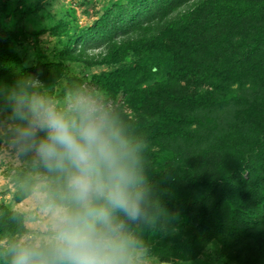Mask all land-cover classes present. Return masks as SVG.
Wrapping results in <instances>:
<instances>
[{"label": "trees", "instance_id": "trees-1", "mask_svg": "<svg viewBox=\"0 0 264 264\" xmlns=\"http://www.w3.org/2000/svg\"><path fill=\"white\" fill-rule=\"evenodd\" d=\"M110 1L77 27L51 19L40 0H0V18L14 12L36 24L35 42L47 31L58 46V61L37 52L30 65L18 49L23 30L0 28V80L30 76L51 92L63 60L111 67L131 55L126 66L67 78L57 97L89 92L143 139L144 161L161 162L144 172L159 214L129 223L132 236L143 245L156 238L162 262L214 241L234 264H264V0ZM31 185L21 181L12 199ZM26 233L22 215L0 203V237Z\"/></svg>", "mask_w": 264, "mask_h": 264}, {"label": "clouds", "instance_id": "clouds-1", "mask_svg": "<svg viewBox=\"0 0 264 264\" xmlns=\"http://www.w3.org/2000/svg\"><path fill=\"white\" fill-rule=\"evenodd\" d=\"M0 147L28 158L39 174L36 234L0 246L6 264H146L127 230L159 204L144 174L142 138L89 92L55 98L40 81L0 80Z\"/></svg>", "mask_w": 264, "mask_h": 264}, {"label": "rangeland", "instance_id": "rangeland-1", "mask_svg": "<svg viewBox=\"0 0 264 264\" xmlns=\"http://www.w3.org/2000/svg\"><path fill=\"white\" fill-rule=\"evenodd\" d=\"M110 0H40V5L45 9V12L53 20H70L73 26L82 27L90 24L95 20L97 12L103 10L109 6ZM45 12L41 11L36 19L40 22H46ZM0 14H2L0 12ZM14 12H9L4 14L0 18V28H4L7 32L16 33L19 30H23L25 35H20L17 33L19 46L18 49L23 51L26 56V63L34 65L37 62L36 53L39 52L41 55L50 58L51 60L58 61L56 54L58 46L55 44L56 38L50 36L47 31L40 33L36 37V42L32 35L34 30V24L32 21L26 22L18 17H14ZM57 48V49H55ZM134 59L129 55L127 59L118 65L111 67L95 65L86 66L81 62H70L63 60L62 62V77L55 82L51 88V92L47 89H43L48 94L55 98H58L57 94L61 87L65 84L66 79L70 77L75 78H88L90 75L99 74L104 71L111 70L117 67H123L132 63ZM159 76V75H158ZM156 76L155 78H158ZM247 86V85H246ZM245 86V87H246ZM233 88H239L237 85H233ZM257 92V91H256ZM130 121L134 122L137 119L134 114L129 110L124 112ZM226 117V116H225ZM151 149L155 151L157 158H162V149H157V147L152 146ZM160 152V153H159ZM198 159V158H197ZM196 162V161H195ZM156 163L161 162H148L143 160L144 172L149 171L152 168H158L159 165ZM163 164V163H162ZM160 167V166H159ZM206 168V167H205ZM39 174L35 171L31 165L28 158H17L14 154L7 151L4 147H0V203H3L8 209L15 211L22 215L23 224L28 230V233L20 236L18 239L24 238L26 235L32 233L36 234L38 230L42 227L43 218L40 215L39 206L35 202L33 197V187L38 180ZM21 181H32L30 187V193L22 199L20 202H15L12 199V195L21 186ZM147 219V218H146ZM137 222H134V225ZM138 225V224H137ZM178 222L174 223L172 231L177 229ZM127 230L132 234V229L127 225ZM142 236V235H141ZM136 238V237H135ZM139 240V239H137ZM141 240H144L142 238ZM10 239L7 237H0V246L6 245ZM143 246L147 251L146 264H234L230 261L222 250L214 241L209 242L205 245L200 254L195 257L186 256L185 259L181 258H171L166 262H162L157 255V251L154 250V244L158 242L155 238L152 243L149 240L146 241ZM149 242V243H148ZM6 255L0 250V264L4 261Z\"/></svg>", "mask_w": 264, "mask_h": 264}]
</instances>
